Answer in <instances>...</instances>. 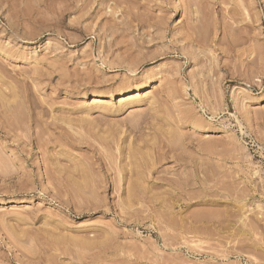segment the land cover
I'll return each instance as SVG.
<instances>
[{
	"label": "rangeland",
	"instance_id": "374dc122",
	"mask_svg": "<svg viewBox=\"0 0 264 264\" xmlns=\"http://www.w3.org/2000/svg\"><path fill=\"white\" fill-rule=\"evenodd\" d=\"M0 264H264V0H0Z\"/></svg>",
	"mask_w": 264,
	"mask_h": 264
},
{
	"label": "bare ground",
	"instance_id": "6f19581e",
	"mask_svg": "<svg viewBox=\"0 0 264 264\" xmlns=\"http://www.w3.org/2000/svg\"><path fill=\"white\" fill-rule=\"evenodd\" d=\"M139 90V89H138ZM136 96V95H135ZM95 98V100H98V98L97 97H94ZM131 98V97H130ZM132 100V99H131Z\"/></svg>",
	"mask_w": 264,
	"mask_h": 264
}]
</instances>
